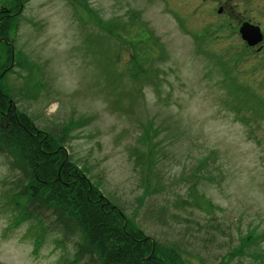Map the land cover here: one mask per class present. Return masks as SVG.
Returning a JSON list of instances; mask_svg holds the SVG:
<instances>
[{"label": "rangeland", "instance_id": "obj_1", "mask_svg": "<svg viewBox=\"0 0 264 264\" xmlns=\"http://www.w3.org/2000/svg\"><path fill=\"white\" fill-rule=\"evenodd\" d=\"M19 2L0 0L2 122L53 137L69 179L192 264H264V69L219 0ZM10 179L0 156V264H71L73 241L18 220Z\"/></svg>", "mask_w": 264, "mask_h": 264}, {"label": "trees", "instance_id": "obj_2", "mask_svg": "<svg viewBox=\"0 0 264 264\" xmlns=\"http://www.w3.org/2000/svg\"><path fill=\"white\" fill-rule=\"evenodd\" d=\"M2 120L0 156L11 175L6 193L18 220L38 223L61 243L73 241L71 264H192L176 245L150 240L124 223V213L101 204L97 190L79 173L69 179L70 166H60L63 155L54 151L59 145L53 137L34 133L12 113Z\"/></svg>", "mask_w": 264, "mask_h": 264}, {"label": "flooded vegetation", "instance_id": "obj_3", "mask_svg": "<svg viewBox=\"0 0 264 264\" xmlns=\"http://www.w3.org/2000/svg\"><path fill=\"white\" fill-rule=\"evenodd\" d=\"M21 1L22 0H20L19 2L20 6L18 12H21V8L23 6ZM203 1L209 2L210 0H203ZM220 1L221 0H219V2L216 3L217 15L221 18H224L231 25L238 27V32H240L242 26L245 25L259 28L261 36H260V40L255 44L250 45L248 41L243 40L240 33H239V38L242 40L247 50L250 51L249 57H251L252 62L258 63L259 66L263 65L261 69H264V0H226L225 3L219 5L221 3ZM16 15L17 12L13 13L11 8L0 6V23H2L3 18L5 17L11 18V17H15ZM254 16L260 17L261 19L255 20ZM1 28L2 27L0 25V44H2L1 45L2 47L8 48V52H9L8 55L10 57L9 67L14 66L16 64L15 62L16 58L14 57V47L12 46L11 40L10 42L7 41L10 30H8V28H6L5 30ZM250 40L252 41L251 38ZM9 67L7 69H9ZM2 71H5V69L3 68ZM263 74H264V70H263ZM246 94L249 93L246 92ZM2 117L3 115L2 116L0 115V120H2ZM31 128L34 131V133H37V131L40 132L39 130L36 129V127L33 128L31 126Z\"/></svg>", "mask_w": 264, "mask_h": 264}, {"label": "water", "instance_id": "obj_4", "mask_svg": "<svg viewBox=\"0 0 264 264\" xmlns=\"http://www.w3.org/2000/svg\"><path fill=\"white\" fill-rule=\"evenodd\" d=\"M239 33L242 36V39L248 41L250 45L257 43L260 40L261 36L258 27H252L249 25L242 26ZM250 38L252 39V41L250 40Z\"/></svg>", "mask_w": 264, "mask_h": 264}]
</instances>
